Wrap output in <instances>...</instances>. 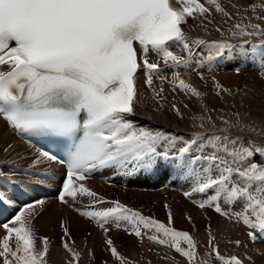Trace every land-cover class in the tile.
Here are the masks:
<instances>
[{
	"label": "snow or ice",
	"instance_id": "1",
	"mask_svg": "<svg viewBox=\"0 0 264 264\" xmlns=\"http://www.w3.org/2000/svg\"><path fill=\"white\" fill-rule=\"evenodd\" d=\"M176 4L179 7L173 6L171 0H0V119L15 134H39L65 149L64 158H60L37 148L30 168L36 169L45 162L64 166L58 202L102 229L105 244L120 264L132 262L118 252L107 235L111 227L123 228L137 238L145 235L142 228L154 229L155 234L147 238L170 247L186 264H244L235 254L222 256L211 235L208 254L202 256L188 231L165 226L118 200L106 201L83 183L105 168L122 169L127 174L152 171L162 166L161 161H167L178 170L191 173L190 191L184 196L193 205L243 224L251 241L258 235L264 236V137L254 126L243 125L239 113L235 114V123L223 122L229 128L247 130L260 140L245 142L243 137L229 134V128L221 129V134L196 132L186 140L137 127L129 119L144 103L137 86L141 71L152 99L159 104L163 89L155 90L152 86L154 77L165 79L163 68L173 69L175 82L179 76L176 68L193 62L201 66L211 64L233 48L226 42H211L209 52L214 54L199 59V49L208 42L190 37L182 26L197 15L203 25L211 24L207 18L210 10L200 0H176ZM207 4L214 6L226 23L232 18L218 0H207ZM248 7L264 8V0ZM256 19L264 20V16ZM232 27L239 30L234 35H264V27L259 23L241 21ZM248 28L251 31H246ZM151 55L157 60L152 61ZM197 75L203 79L201 73ZM213 82L217 95L232 94L215 77ZM177 86L193 97L204 95L183 80ZM202 107L207 111L206 106ZM172 110L183 118L175 104ZM196 118L204 120L203 116ZM208 119L211 121L210 116ZM178 143L182 146L177 149ZM161 146L163 151L159 150ZM10 149L12 145L8 144L0 150ZM257 155L260 162L255 161ZM3 176L0 172V178ZM7 179L13 182L11 176ZM37 182L43 184L44 179ZM196 194L204 198L195 199ZM84 196L90 199L89 205L77 207L79 198ZM5 202L12 204L0 192V203ZM45 204L43 199L25 204L2 225V264H49L50 240L39 237L42 248L38 250L33 227ZM104 204L109 206L97 210L98 205ZM187 219L192 222L190 216ZM173 221L169 209L168 224ZM60 226L61 246L72 258L66 264H79L80 253L72 247L74 241L69 243V228L63 221ZM232 243L241 246L242 242ZM89 255H93L91 251Z\"/></svg>",
	"mask_w": 264,
	"mask_h": 264
},
{
	"label": "bare ground",
	"instance_id": "2",
	"mask_svg": "<svg viewBox=\"0 0 264 264\" xmlns=\"http://www.w3.org/2000/svg\"><path fill=\"white\" fill-rule=\"evenodd\" d=\"M244 3V0H240V4H242V6ZM206 5L210 9V15H213L212 13L214 11V6L208 4ZM220 18L225 19V17L222 15ZM229 22L230 21L227 23L225 21H220L218 22V27L231 28L232 24ZM212 25L214 26V24ZM199 26L204 30L207 25L205 26L202 23L201 25H193L192 23L189 25L188 23L187 28L189 31H187L190 37H198L208 42V44H206L203 48L199 49L200 56L198 58L203 59V57L209 54H214L209 52L211 42L223 41L219 38L220 36L216 39L214 37V41H212V37V39H209L210 36L201 37V34L194 36V32L197 31V29L199 30ZM205 31L207 34L209 29L208 31L205 29ZM216 32L218 35H220L221 30ZM226 43L231 44L230 41ZM231 51H228L222 57L215 59L211 62V64L205 63L201 66L193 62L187 66H180L176 68L174 71H176L179 76L175 82H173V69L163 68L162 75L165 77V79L161 80L160 78L154 77L152 86L155 90H159L161 88L163 89L161 94L163 99L160 100L159 104H157L152 99V91L145 85L144 81H140L137 83V86L139 91L143 94L141 99L144 103L142 107L137 108L135 115L130 116L129 119L132 120L137 127H144L154 131H162L171 136H180L184 139L190 136L191 139L193 133H196L197 131L193 129L191 133L189 132L192 128L196 127L193 124L189 125V119L192 117L189 115V112L193 105L199 104V109L207 119L204 121H209L208 117H211V129L209 128L210 126H200V130L205 135H211L213 133L219 134L223 127L219 120L221 112L218 110L215 113H212V104H214V97L216 99H221L222 105L226 106L224 108L226 109L229 104L230 94L222 92L220 95H217V90L214 87L213 77H215L216 82L229 89V83L233 78V74L231 72H223L221 70L219 71L216 67H218L220 64L221 68L229 67L230 69H234V66L239 63V59L237 56H233L234 60L231 61L233 64H229V60L226 58L229 53H232ZM181 54L186 55L185 53ZM250 58L253 62L258 61V57L255 53H250ZM155 60H157L156 57ZM161 67H163L162 62ZM197 72L203 75V79H200V76L197 75ZM141 74L143 75V72H141ZM179 80H183L185 83L197 88L199 92L204 94L203 97H193L190 93L182 91L177 86ZM182 96L184 97L185 101L181 99ZM173 104H175L183 113L182 119L177 117L175 112L172 110ZM185 105H188V110L186 109ZM202 105L206 106L207 111H205ZM241 133V136H244L247 132L241 131ZM261 137H257L256 135L252 134L244 137V139L260 140ZM8 144L12 145V149L7 152L0 150V172L3 174L10 173V171L12 172V170H8L6 168V162H11L14 159H18V155L21 153L28 154L30 151L24 144L17 140L10 131H8L6 124L0 119V149L6 148ZM159 150L163 151L164 146H161ZM196 154L197 153H193L192 155ZM205 154H207V150ZM17 163L20 162L18 161ZM160 163L162 166L152 171L138 170V175L141 178L137 179L135 182L130 183V178L125 179L120 177L118 179H114L113 181L116 184L121 183V185H126L129 187V190L127 191H122L121 188L116 191V193H119L122 197H119V201L134 210H139L144 216L154 218L157 221L163 222L165 226L174 227L176 230L194 232L199 228L211 225V209H208V213L206 214L208 219H202L195 212V208L198 207L193 205L188 199L187 200L189 204L183 205L186 204V200H184L186 198L178 193L179 189L184 190V192L190 191V186L193 180L191 173L187 170L180 171L172 163L167 161H161ZM196 167H199V165ZM57 170L58 171L55 172L59 173L60 170L58 168ZM171 186L176 187V190H170ZM133 188L135 190H133ZM147 189H153V192L148 193L146 191ZM0 192H2L4 196L9 198L11 201L15 198V202H12L11 206H9V204L6 202L0 203V237H3L5 230L3 229L2 225L15 213V211L18 209V206H20L22 203L32 201L37 196V194L32 189L21 186L20 195L16 197L11 193L8 186L1 181ZM195 198H198L199 200L203 199L204 197L201 194H196ZM165 205H168L169 208L166 209ZM169 209L171 210L174 218L173 224L171 225L168 224ZM197 211H200V208ZM215 214L216 213H214V215ZM185 216L193 217L189 229H185L183 225ZM61 219L65 220V223L69 228L71 234V241H69V243L74 241L72 247L75 251L80 253L79 264H120L118 260L112 257L108 246L105 244V233L102 231V229L83 220L82 218L67 210L64 206L56 204V202L53 200L48 201L45 204L42 214L33 221V227L37 237L36 248L38 250L42 248V242L38 239L39 237L46 236L50 240V255L48 257L49 264H66L68 260L72 259L70 254L61 246L60 238L63 235L62 230L59 227ZM235 224H237V228L233 233L237 235L235 239L242 242L241 246L232 244L230 247L233 250H231L229 247H227V245H224L223 247L219 248L220 254L222 256L235 254L240 258H243L246 254L252 258L251 262L246 264H260L264 260V248L259 249L258 247L255 248L248 245V239L246 237L247 229L241 223L236 222ZM142 232L145 233L143 238H137L135 235H130L128 232H125L123 228L111 227L107 235L113 240L114 246L117 248L118 252L128 261L132 262V264H161V248L163 255L167 254L172 259L170 264H175V261H179V264H186L179 254L172 252L173 249L167 246L162 247V245L154 243L147 238L148 235L155 234L154 229L147 230L142 228ZM258 240L259 235L255 241L257 242ZM181 246L185 247L183 241L181 242ZM198 248L202 256L208 254L207 245L203 244ZM90 251L93 255H89Z\"/></svg>",
	"mask_w": 264,
	"mask_h": 264
},
{
	"label": "rangeland",
	"instance_id": "3",
	"mask_svg": "<svg viewBox=\"0 0 264 264\" xmlns=\"http://www.w3.org/2000/svg\"><path fill=\"white\" fill-rule=\"evenodd\" d=\"M218 2L221 3L222 6L231 14L232 18L228 21H230L229 23H231L232 25L234 23H240L242 21L243 24H248L249 22L253 24L259 23L261 27H264V20L256 19L257 16H264V8H257L256 10H253L248 7L249 4H253V3L259 4L260 0H244L245 3L243 4V6L242 4H240V0H218ZM206 7L208 6L206 5ZM212 14L213 15H210V12H209V15L207 14L208 19L210 20L212 19L211 21L214 20L211 24L209 25L207 24L205 28L207 29V31L209 29L207 34H206L205 29L203 30L202 27L199 26L198 28L199 30L200 29L201 30L199 31L197 29V31L194 32V36L197 34H201V37L210 36L209 39L213 38L212 41H214V37L216 39L220 36L219 38L222 39L223 42L230 41L231 45L233 46L232 51L230 50L232 53H229L226 59L229 60V64H233L231 61H233L234 57L237 56L239 59V63L234 66V69H230L229 67L221 68L220 64L218 65V67H216L219 71L221 70L223 72H231L233 74V78L231 82L229 83V89H231L232 94H230L229 96V104L226 109H224L226 106L222 105V100L216 99L214 97V104H212L211 111H213L212 113H215L216 111L220 110L221 116H219V120L222 123V126H223L222 129L229 128V126L223 122L224 120L235 123L237 121V116L235 114L239 113V119L243 125L254 126L256 128V131L259 132L261 136H264V78H262L264 77V45H263L264 35H260V34L234 35L235 32L239 31L238 29H234L233 27L231 28L218 27V22L225 21L226 18L221 19L220 18L221 14H216L215 10L213 11ZM198 18L202 20L200 16H196L195 18L196 20L193 18L188 19L187 24L183 26V29L186 33H188L189 31V29L187 28L188 23L189 25L191 23L193 25L194 24L201 25L202 21ZM212 24H214L215 27ZM218 28L221 29L220 35H218V33L216 32ZM246 31H251V29L248 28L246 29ZM252 41L262 46L254 49L253 47H250L248 45V43L250 44L253 43ZM240 45L243 46L242 49L240 48ZM250 53H255L257 55L258 57L257 62L252 61V59L250 58ZM181 99L185 101L183 96ZM186 109L188 110L189 108L186 107ZM190 109L191 110L189 112V115L192 117H190L189 119V125L193 124L196 126L189 131L190 133L191 131H193V129L196 130L197 132L203 133L199 128L201 124H203V127L210 126L209 128L211 129V122L204 121L207 119L203 115L202 111L199 109V104L193 105V107ZM221 109H224V110H221ZM200 116L204 117L203 121L198 118L194 119V117H200ZM245 131L247 132L246 135L241 136L242 133L238 128H229V134H231L232 136H240L244 138L248 135L253 134L247 130ZM188 139H190V136L186 138V140ZM244 140L245 142L248 141V139H244ZM179 147H181V144L178 143L176 145V148L178 149ZM255 161L260 162L261 157L257 155L255 157ZM195 199H198V198H195ZM184 200H186V204H183V205H188L189 202L187 198ZM198 209L199 208H195V212L197 213V215L202 219H208V216H206V214L208 213V209L207 208L200 209V211H197ZM237 210H239V205H237ZM213 212L214 211L210 212V215H211L210 217L212 219L211 225H210L211 228L203 227V228L197 229L194 232H189V233L192 235V237L196 241L198 247L203 244L208 246V240L211 235L215 237V241L219 248L223 247L224 245H227V247L233 250L230 246L232 244L235 245L234 243H232V241H235L236 240L235 237L237 236L236 234L233 233L234 230L237 228L236 226L237 224H235L236 222L223 219L217 214L214 215L215 212L214 213ZM192 219L193 217H191V221ZM190 224L191 223L187 219V216H185L184 223H183L185 229H189ZM246 237L248 239V245L253 246L255 248L258 247L259 249L264 248V242L262 238L260 237V235H259V240L257 242L256 241L252 242L251 240H249L248 236ZM172 252H174V250H172ZM230 255H225L224 257H228ZM165 256H167V259L162 258ZM160 258H161V264H170L172 260L169 255L167 254L163 255L162 248L160 250ZM241 259L243 260L244 264L250 263L252 260L251 256H246V254ZM262 262L264 264V260ZM262 262L260 264H262ZM0 264H1V261H0ZM175 264H179V261H175Z\"/></svg>",
	"mask_w": 264,
	"mask_h": 264
}]
</instances>
